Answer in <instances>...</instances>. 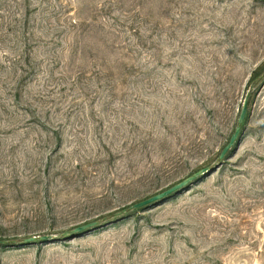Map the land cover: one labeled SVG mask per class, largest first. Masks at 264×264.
Wrapping results in <instances>:
<instances>
[{
    "label": "rangeland",
    "instance_id": "374dc122",
    "mask_svg": "<svg viewBox=\"0 0 264 264\" xmlns=\"http://www.w3.org/2000/svg\"><path fill=\"white\" fill-rule=\"evenodd\" d=\"M263 75L264 0H0V264H264Z\"/></svg>",
    "mask_w": 264,
    "mask_h": 264
},
{
    "label": "water",
    "instance_id": "95a60500",
    "mask_svg": "<svg viewBox=\"0 0 264 264\" xmlns=\"http://www.w3.org/2000/svg\"><path fill=\"white\" fill-rule=\"evenodd\" d=\"M263 79H264V75L260 78V80H263ZM250 97H251L250 94H248V96L246 97L243 109L241 111V115H240V118H239V123H238V127L236 129V132H235L234 136L232 137L231 143L225 148L224 152L222 153L221 159H223L226 156V154L234 146V144L236 143V141L238 140V138H239V136L241 134L242 127H243V125L245 123V120H246V117H247V113H248V106H249ZM205 172L206 171L199 172V173L195 174L194 176L189 177L188 179L184 180L183 182L175 185L174 187L168 189L167 191H164V192H162V193H160V194H158V195H156L154 197H151L150 199H147L145 201H142L140 203L132 205L131 207H129L128 209H126L123 212L116 213V214H114L112 216L106 217L102 222L103 223H107L109 221L119 219V218L131 213L132 211L143 209V208L149 207V206H151L153 204H156V203H159L161 201H164V200L168 199L169 197L179 193L180 191H183L186 188L190 187ZM102 222L97 221V222H93V223H89V224L83 225V226L78 227V228H76V229H74L72 231L66 232L63 236L65 238H76V237H78L81 234L87 233V232H89V231H91L93 229L98 228L102 224ZM47 239H48L47 237H32V238L23 240L22 243L32 244V243H37L39 240L40 241H44V240H47Z\"/></svg>",
    "mask_w": 264,
    "mask_h": 264
}]
</instances>
